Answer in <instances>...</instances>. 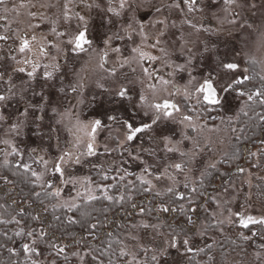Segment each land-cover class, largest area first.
Returning <instances> with one entry per match:
<instances>
[{
	"label": "rangeland",
	"instance_id": "1",
	"mask_svg": "<svg viewBox=\"0 0 264 264\" xmlns=\"http://www.w3.org/2000/svg\"><path fill=\"white\" fill-rule=\"evenodd\" d=\"M104 1L5 0L0 4V21L4 24V32L7 31L6 28L12 29L9 36L17 45V71L10 80L12 89L8 98L18 105V109L30 96V92L34 90L42 93L46 89L49 74L55 75L46 67L57 66L58 58L50 53L44 56L39 52V48L48 47L49 39L59 43L62 38L60 32L67 28V38L71 41L81 27L94 28L95 21L104 24L107 28L105 34L111 33V36H104L101 49L88 47L80 55L82 71L80 79L77 76L75 80H79L77 84L83 94L81 117L78 113L79 118L75 120L71 116V110H60L55 118V125L45 126L46 136L35 139V136L31 137L30 134L41 125H32L25 112H18L17 117L21 118L15 121L17 123L13 126L14 130L8 126L3 129V136H0V164L15 161L23 167L27 165V168L35 173L37 182L44 188L52 186L51 193L56 196L59 204L66 207H72L95 195V189L101 185H94L91 175L103 166L108 169L102 172L103 177L105 174L107 177L123 179L124 174L118 172L122 165L121 159L127 164L125 177H131L124 180L130 185L132 179L143 182L149 191L159 195L178 189L182 185L194 186V180L198 179L206 168L213 167L218 170L220 160L229 150L228 141L236 135V132H232L234 127L232 128L231 123L237 122L240 113L247 111L246 104L251 101L249 96L253 98L250 93L239 95L233 87V81L241 74L249 72L255 80L251 87H257L259 92L264 90L262 0H230L229 3H225V0H210L209 14L218 26L229 13L240 9L239 5L242 13L257 10L258 20L252 25H243V49L246 56L238 63L240 70L236 72L224 68L226 64H235V61L226 60L220 63L205 57L201 30L197 31L196 36L193 32L190 36L180 34L176 44L162 43L161 50L154 52V59L146 63L147 58H152L144 51L146 44L124 40L138 35L139 20L135 11L147 12L149 7L165 0H112L109 4ZM195 12L204 13V7L200 5ZM151 16L157 23L164 19L162 12H153ZM123 21L126 22L124 26ZM22 34H26V38H23ZM31 35L34 37L33 43L29 40ZM93 36L99 37L94 34ZM24 40H27L29 45L21 52ZM129 52V60L124 59V55ZM251 52L252 58H247ZM57 53L65 51L58 50ZM106 53H112L113 72L103 67L101 57ZM29 56H34V61L27 60ZM20 68L24 71L20 72ZM126 71H129L131 76L123 78ZM177 71L179 73H175ZM29 72L33 75L29 76ZM172 73L174 78L170 77ZM154 74L159 75L156 81L153 79ZM212 74L216 75L215 83L208 78ZM206 80L211 81L217 90L220 101L217 105L205 104L203 92L198 91ZM229 85H232V90L229 88L225 91ZM174 86L177 87L176 91ZM125 88L130 92L132 100L128 102L132 109L125 105V93L120 95ZM256 97L255 102L264 105V91L261 96ZM170 100L178 106V112L169 117L155 113L154 103L160 104ZM91 104L93 106H90ZM110 117L113 119H109ZM156 117L159 118L155 119ZM184 117L190 119L186 120ZM211 119H215L213 124ZM97 120L101 122V126L91 134L93 124ZM126 123L133 127L151 124V127L138 134L136 139L128 141ZM11 132L15 133L13 137L6 135ZM56 134L61 140H57ZM49 136L51 137L47 140ZM89 144L92 145V154L88 152ZM258 155L259 149L253 154V159L242 167V174L236 175L225 191L216 194L214 209L206 210L221 225H224L227 216H237L236 223L241 227V218L264 219V194H255L259 185L264 187V171L258 172ZM57 164L62 172L55 170ZM177 164L181 165L180 169L175 167ZM113 169L116 171H112ZM107 172L114 174L108 176ZM57 192L59 195H56ZM203 220L193 241L188 240L190 248L201 241L209 243L216 240V232L205 233L209 222L206 218ZM135 221L136 223L121 236V264H151L154 257L157 264H167L163 263L161 258L173 250L172 239L161 231L160 224L148 223L146 215L139 213ZM260 225L264 227V224ZM19 233L18 240H22L23 233ZM245 247L242 259L233 256L226 260V264H264V243L253 240ZM145 248L154 251L150 260L146 257L149 250ZM175 251L178 256L185 257L184 243H178ZM88 258L86 253L73 251L69 264H91ZM41 264L56 263L44 258Z\"/></svg>",
	"mask_w": 264,
	"mask_h": 264
},
{
	"label": "trees",
	"instance_id": "2",
	"mask_svg": "<svg viewBox=\"0 0 264 264\" xmlns=\"http://www.w3.org/2000/svg\"><path fill=\"white\" fill-rule=\"evenodd\" d=\"M253 98L246 104L247 111L240 113L238 121L231 124L233 133L238 134L240 131L243 138L251 134L259 140L260 173L264 171V144L261 143L264 139V105H258L256 98ZM232 156L233 165L241 162ZM120 163L122 165L118 172L124 174L123 179L107 177L105 174L103 177L102 172H106L107 166L93 171L95 173L91 175V182L101 187L95 189L92 198L72 207L59 204L50 191L52 186L44 188L40 185L32 170L15 161L1 163L0 264H41L44 258L56 264H69L73 251L86 253L91 264H121V236L136 223L139 213L146 215L148 223L160 224L161 231L172 242L175 241V247L178 243L185 245V241H193L205 218L209 222L205 233L216 232V240L209 243L201 241L192 248L187 243L183 258L177 255L172 246L173 250L161 258L167 264H226V260L233 256L242 259V251L253 240L264 243V227L259 223L241 227L236 223L237 216H227L224 225H221L206 212L208 208L214 209L216 194L225 191L230 185L226 182L218 190L208 187L214 175H221L222 178L229 175V168L222 171L221 162L218 170L206 168L194 180V186L182 185L163 195L149 191L143 182L132 179L131 185L127 183L124 179L131 177H125L127 164L122 159ZM236 175L233 174V180ZM259 186L256 195L258 192L264 194L263 185ZM91 225L96 227L92 228ZM18 232L23 233L22 240H18ZM26 244L30 249L27 252L24 248ZM61 248L63 252L58 251ZM146 250H149L146 257L150 260L154 251L151 248ZM179 260L182 263H176ZM151 264H157V260L153 259Z\"/></svg>",
	"mask_w": 264,
	"mask_h": 264
},
{
	"label": "flooded vegetation",
	"instance_id": "3",
	"mask_svg": "<svg viewBox=\"0 0 264 264\" xmlns=\"http://www.w3.org/2000/svg\"><path fill=\"white\" fill-rule=\"evenodd\" d=\"M104 2L106 4H109L112 3V0H105ZM262 2H264V0H262ZM200 5L204 7V13L196 14L195 9ZM209 5H210V0H196L195 4H192L191 0H165L161 4H156L155 6L152 5L151 7L148 8L149 10L147 12L144 11L143 13H140L138 11H135V14L137 15V20H139L138 22L139 28L137 29L138 35L133 36L132 39L126 38L124 41L130 42L131 40H133L134 43L143 42L140 43V45L146 44L144 51L149 55V58L150 56L152 58L149 60L147 58L145 62L150 63V60L151 61L153 60V56L155 55V53H157L159 49L161 50L160 45L162 43L168 45L169 44L168 42H174L176 44L178 43L177 40H179L180 34H187L190 36V34L193 32V34L196 36L198 34L197 31L201 30L203 35L205 57L209 60L210 59L217 60L220 63L225 62L226 60L235 61L236 62L235 64L238 66L236 70H229L225 68V65L224 68L228 71L236 72L240 70V66L238 63L243 59L244 56H246V53H244V49H243V25L245 23L252 25L254 24V21L258 20L257 10L255 12L252 11V12L242 13L241 6L239 5L238 8L240 9L229 13L230 15L229 16L227 15L224 18V22H222L221 25L218 26L217 23L211 20L209 14ZM190 8L191 11L189 10ZM153 12L164 13L165 21L162 18L163 21H159V23L154 22L153 19H151L152 18L151 15ZM148 19H150V21H147ZM1 21H0V37H4V38L0 39V91H1L0 95L5 96L6 99L4 101H0V116L3 117V119H0V136H3V132H4L3 129H6V127L8 126L9 128H12L11 130L13 131L14 130L13 126H15V123H17L15 121H18L21 118V117H17V115L19 116V114H22L24 112L26 113L25 116L27 117V120L29 119L28 120L29 123L31 122L32 125L33 124L41 125L38 126L36 129H33L34 133L30 134L31 137L35 136V139H37L38 137L42 138L43 136H46L45 126H47V124L55 125V118L60 110L61 111L71 110V116L75 118V120L79 118L78 113H80V117H81L82 115L81 99L83 94L81 87L78 86L77 84L79 80L78 81L75 80L77 76L80 79V74L82 71V67H81L82 57L80 55H82L83 51L86 50L88 47L98 50L101 49V47H103L104 36H111V33L105 34L107 28L104 27V24L101 21L100 22L95 21L93 24L94 28L92 26L81 27L79 32L76 33L75 37L71 41H69L67 38L68 37L67 28L63 30L61 28H58L62 30L60 32L62 38H60L59 43H55L54 40L51 41L49 39L50 43L48 47L39 48V52H41V49H43V52L41 53L44 54V56L50 53L58 58L57 66L54 65L53 67H49V66L46 67L50 69V73H53L55 75L48 76V80H49L48 85L42 93H38L33 90L32 92H30L29 94L30 96L27 97L26 101H24L21 104L20 108L18 109L17 108L18 105H16L14 101L8 98L9 91L12 89L10 80L13 77L14 72L17 71L15 70L17 66L16 59L18 58V54L16 53L17 45L9 36L12 34L11 31L12 29L6 28L7 31L4 32V24ZM125 23H126L125 21L122 22L123 26L125 25ZM190 29L193 31H188ZM194 31L196 32L194 33ZM80 32H84L86 39L90 41V43L83 44L82 46L83 50L75 48V38ZM93 34L99 37L94 38ZM22 37L26 38V34H22ZM33 39L34 37L33 35H31V37H29L31 43L34 42ZM99 41H101V43H99ZM56 48H58V50L65 51V53H57L58 50ZM134 49L135 48L133 47V50ZM130 52L129 54L124 55V59L126 58V60H129V57L131 56ZM252 52L248 54L249 57L247 58H252L253 55ZM111 55L112 53L111 54L106 53L101 57V61L104 62L103 67L109 72L114 71L113 56ZM33 57L29 56L27 60L34 61ZM105 62H107L108 65ZM196 67L199 68L198 65H196ZM152 70L154 69H151V71ZM46 73H48V70ZM175 73H179V72L177 71ZM124 74H126L125 77ZM124 74H123V78H127L131 76L129 74V71ZM15 75L16 74H14V76ZM158 76H159L158 74L153 75L154 81L158 79ZM179 76L181 77V74ZM245 76L248 77L247 80H243ZM170 77L174 78L175 76L173 77V73H172ZM208 78H211V80H213V83H215V79H216L215 74H212ZM237 79L243 80L242 84L233 83L234 85L233 87L235 88V91L237 93H241V92H243L244 94L250 93L253 94V97L255 98H257L256 95L257 96L262 95L264 90L259 92L257 87H251V84L255 83V80L253 79V75H251L249 72H246L244 75L241 74L235 80ZM209 82L211 83V81ZM213 83L211 84L213 88L216 90ZM233 87L230 88V91L232 90ZM174 90L175 91L177 90L176 86H174ZM122 92L125 93L126 95L124 100L125 105L130 109H132V106H130L129 103L130 100L132 99L130 96V92H128V88L123 89ZM112 102H114V100ZM165 102L175 104L172 100L162 101L160 104L154 103L153 107L155 109L156 114L164 115L166 111L169 112V108L165 109L161 107L159 110H157V108L155 107V105H163ZM90 106H93V104H91ZM173 113H171V115ZM211 120L215 121V119H211ZM213 123L214 122H212V124ZM127 124L130 123H126V127ZM140 126L143 125H139L137 127ZM91 134H93V131L91 132ZM138 134L136 135V137H134V139L137 138ZM6 135L9 137L11 136L13 137L15 133L11 132ZM55 136L57 137V140L59 139L61 140L58 134H56ZM50 137L51 136H49L47 140L50 139ZM263 140L261 141V143L264 144ZM258 144H259V140L255 138L253 135L250 134L248 137L245 136L243 138V136L239 131V133L236 134L234 138H231L228 141L229 150L227 151L226 154H224V157L220 160L221 164H223L222 171L225 172L226 169L229 168L228 170L229 175L226 176L225 178H222L221 175H214L213 177H211L210 179L211 184L208 185V187L218 190L221 186L222 187L225 186L226 182L227 184H231L233 181L231 183L229 182L233 180V174H238V175L242 174V167L244 166V164L246 165L249 159L250 161L253 159L252 156L255 152H257V148L259 147ZM262 147L264 148V146ZM232 154L234 155L235 158H237V160L238 159L241 160L239 164L233 165L232 163L233 161H231V159L233 158ZM215 173H217V171Z\"/></svg>",
	"mask_w": 264,
	"mask_h": 264
},
{
	"label": "snow or ice",
	"instance_id": "4",
	"mask_svg": "<svg viewBox=\"0 0 264 264\" xmlns=\"http://www.w3.org/2000/svg\"><path fill=\"white\" fill-rule=\"evenodd\" d=\"M4 2H5V0H0V4H2V3H4ZM229 2H230V0H225V3H229ZM191 3H192V4H195V3H196V0H191ZM121 6H123V4H122ZM189 10L191 11V8H190ZM81 19H83V18H81ZM3 38H4V37H0V39H3ZM87 43H90V41H88V40L86 39V37H85V33H84V32H80V33L77 35V37L75 38V48L80 49V50H83V48H82L83 44H87ZM27 47H28V41H27V40H24V41L22 42V45H21L20 51H21V52H24V50H25ZM116 51H119V49H116ZM134 51H135V49H134ZM41 52H43V49H41ZM142 55H143V54H142ZM153 59H154V58H153ZM237 67H238V66H237L236 64H234V63H229V64H226V65H225V68H227V69H229V70H236ZM19 71H20V72H23L24 69H23V68H20ZM28 75H29V76H32L33 73H32V72H29ZM49 75H50V74H49ZM247 79H248L247 76H245V77L243 78V80H247ZM243 80H241V79H237V80H235L233 83H234V84H242V83H243ZM165 83H167V81H165ZM231 87H232V85H229L227 88H225V91H228V89L231 88ZM198 91H201V92L204 93V100H205L207 103H209V104H219V103H220L219 99H218L217 96H216V92H215V90H214L212 84H211L209 81L206 80V81L204 82V84L198 89ZM120 95L123 96L124 93L121 92ZM239 95H244V93L241 92V93H239ZM5 99H6L5 96L0 95V101H4ZM249 99H251V97H249ZM262 103H264V101H262ZM155 107L157 108V110H159L161 107L167 109V108H175L176 106L173 105V104H169L168 102H165V104H163V105H155ZM176 110L178 111V109H176ZM164 115H165V116H170V115H171V112H167V111H166V112L164 113ZM158 118H159V117H156L155 119H158ZM0 119H3V117L0 116ZM109 119H113V118L110 117ZM155 119L153 120V123H155ZM184 119L187 120V119H190V118H189V117H184ZM100 123H101V122H100L99 120L95 121V123L93 124V127H92V131H93V132H95L96 129H97L98 127H100ZM150 127H151V125L145 124V125H143L142 127H135V128H134L131 124H127V128H128L127 140H128V141H132V140L134 139V137H136L137 133H141V132L145 131L146 129L150 128ZM168 150H169V151H172V149H168ZM92 151H93V149H92V145L89 144V146H88V152H89V154H92ZM65 155H67V154H65ZM61 159H63V157H61ZM77 162H79V161L77 160ZM27 167H28V166L25 165V168H26V169H27ZM175 167H176L177 169H180V168H181V165L177 164V165H175ZM55 170H56L57 172H62V169L60 168V165H59V164H57V165L55 166ZM33 175H35V173H33ZM56 195H59V192H57ZM163 210H164V211H167V209H163ZM0 222H2V221H0ZM73 222H74V221H73ZM251 223L264 224V219H261V220H255V219H253L252 217H248L247 220H245V219L241 218V225H242L243 227H248V225L251 224ZM90 227L95 228L96 225H91ZM145 227H147V225H145ZM16 234H17V235H20L19 232L16 233ZM31 235H32V233L30 232V233H29V236H31ZM187 243H188V242L185 241V245H187ZM172 246L175 247V241L172 242ZM24 248H25V251H26V252L30 250L27 244L24 245ZM58 251H59V252H63V249H62V248H61V249H58ZM122 254H123V253H122ZM153 259H155V257H154Z\"/></svg>",
	"mask_w": 264,
	"mask_h": 264
},
{
	"label": "water",
	"instance_id": "5",
	"mask_svg": "<svg viewBox=\"0 0 264 264\" xmlns=\"http://www.w3.org/2000/svg\"><path fill=\"white\" fill-rule=\"evenodd\" d=\"M215 90V89H214ZM216 92V91H215ZM216 96H217V92H216ZM203 99H204V93H203ZM205 103H207L205 100H204ZM165 104V103H164ZM169 104H172V103H169ZM209 104V103H207ZM174 105V104H173ZM212 105V104H211ZM176 106V105H175ZM177 107L175 108H169V112L173 113L174 111H176Z\"/></svg>",
	"mask_w": 264,
	"mask_h": 264
}]
</instances>
